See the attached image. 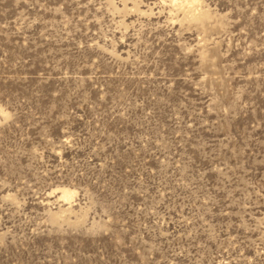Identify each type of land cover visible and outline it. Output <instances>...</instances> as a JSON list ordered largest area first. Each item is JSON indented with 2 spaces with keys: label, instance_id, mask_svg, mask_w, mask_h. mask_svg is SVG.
Wrapping results in <instances>:
<instances>
[{
  "label": "rangeland",
  "instance_id": "rangeland-1",
  "mask_svg": "<svg viewBox=\"0 0 264 264\" xmlns=\"http://www.w3.org/2000/svg\"><path fill=\"white\" fill-rule=\"evenodd\" d=\"M0 264H264V0H0Z\"/></svg>",
  "mask_w": 264,
  "mask_h": 264
}]
</instances>
